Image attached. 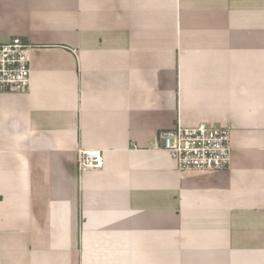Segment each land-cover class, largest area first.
<instances>
[{"label": "crops", "instance_id": "1", "mask_svg": "<svg viewBox=\"0 0 264 264\" xmlns=\"http://www.w3.org/2000/svg\"><path fill=\"white\" fill-rule=\"evenodd\" d=\"M16 36L0 264H264V0H0ZM178 124L229 128L230 167L177 169L159 134Z\"/></svg>", "mask_w": 264, "mask_h": 264}, {"label": "built area", "instance_id": "2", "mask_svg": "<svg viewBox=\"0 0 264 264\" xmlns=\"http://www.w3.org/2000/svg\"><path fill=\"white\" fill-rule=\"evenodd\" d=\"M32 45L21 37L0 42V94L26 93L31 82ZM162 150L180 171H219L228 169L232 159L231 131L227 127L176 125L159 134ZM80 170L102 168L100 152H81Z\"/></svg>", "mask_w": 264, "mask_h": 264}]
</instances>
